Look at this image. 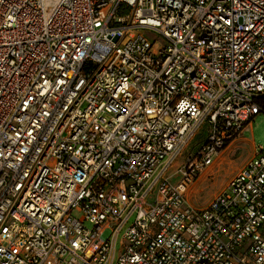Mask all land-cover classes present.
I'll use <instances>...</instances> for the list:
<instances>
[{
	"label": "built area",
	"instance_id": "built-area-1",
	"mask_svg": "<svg viewBox=\"0 0 264 264\" xmlns=\"http://www.w3.org/2000/svg\"><path fill=\"white\" fill-rule=\"evenodd\" d=\"M262 95L264 0H0V264H264L261 149L186 198Z\"/></svg>",
	"mask_w": 264,
	"mask_h": 264
},
{
	"label": "rangeland",
	"instance_id": "rangeland-1",
	"mask_svg": "<svg viewBox=\"0 0 264 264\" xmlns=\"http://www.w3.org/2000/svg\"><path fill=\"white\" fill-rule=\"evenodd\" d=\"M150 41H154L153 47L162 46L155 31L140 30ZM207 124L200 126L198 131L193 135L189 142L185 145L180 154L169 165L166 175L169 176V181L176 184L182 178V173L179 172L190 154H194L200 144L205 140L207 135ZM243 135L249 140L235 139L228 148L219 154L218 159L213 165L203 170L194 181L191 182L186 191L188 202L194 207H202L220 190L224 188L230 176L235 170L240 167L253 154L252 141L257 146V150L261 149L264 153V111H260L246 124ZM69 134V129L64 132V136Z\"/></svg>",
	"mask_w": 264,
	"mask_h": 264
},
{
	"label": "trees",
	"instance_id": "trees-1",
	"mask_svg": "<svg viewBox=\"0 0 264 264\" xmlns=\"http://www.w3.org/2000/svg\"><path fill=\"white\" fill-rule=\"evenodd\" d=\"M256 102L260 106L261 111H264V95L257 98Z\"/></svg>",
	"mask_w": 264,
	"mask_h": 264
},
{
	"label": "crops",
	"instance_id": "crops-1",
	"mask_svg": "<svg viewBox=\"0 0 264 264\" xmlns=\"http://www.w3.org/2000/svg\"><path fill=\"white\" fill-rule=\"evenodd\" d=\"M244 132H245V129L243 130L242 135H241L240 138H241V139L249 140L247 137H245V136L243 135ZM249 141H250V140H249ZM231 144H232V143L228 144V145L225 147V149L228 148V146L231 145ZM251 145H252L253 149H255V148L257 147L256 144L254 143V141H252V144H251ZM225 149H224V150H225ZM224 150H222V152H223Z\"/></svg>",
	"mask_w": 264,
	"mask_h": 264
}]
</instances>
